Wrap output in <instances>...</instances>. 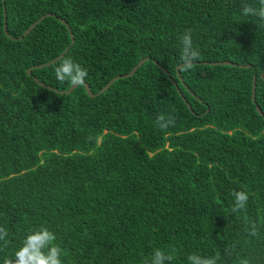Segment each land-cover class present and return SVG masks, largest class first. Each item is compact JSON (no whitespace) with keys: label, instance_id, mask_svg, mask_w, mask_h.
I'll use <instances>...</instances> for the list:
<instances>
[{"label":"trees","instance_id":"1","mask_svg":"<svg viewBox=\"0 0 264 264\" xmlns=\"http://www.w3.org/2000/svg\"><path fill=\"white\" fill-rule=\"evenodd\" d=\"M245 4L259 7L0 0V257L45 226L63 264H145L156 248L173 250L172 264L193 252L264 264V23ZM185 29L201 53L188 72L176 40ZM63 53L87 70L93 94L147 60L91 98L83 85L55 92L72 86L56 81L58 61L28 75ZM221 62L247 67L210 65ZM161 113L175 125L159 129ZM232 190L249 197L236 213Z\"/></svg>","mask_w":264,"mask_h":264},{"label":"clouds","instance_id":"2","mask_svg":"<svg viewBox=\"0 0 264 264\" xmlns=\"http://www.w3.org/2000/svg\"><path fill=\"white\" fill-rule=\"evenodd\" d=\"M259 7L250 4L243 6L242 14L254 16L264 23V0H258ZM176 40L180 49V70L183 72L192 71L196 67V62L200 60L201 53L194 45L190 29L180 32ZM54 77L60 84L68 83L79 87L85 83L87 70L76 63L70 55L61 58L53 69ZM175 125V118L164 113L156 117V126L165 130ZM232 197L231 211L233 213L245 209L248 202V194L244 191H230ZM249 235H256L255 226H252ZM9 232L4 226H0V252L5 251L9 246ZM55 234L47 227L41 226L29 232L21 245L12 251L11 255L0 257V264H63L62 248L55 242ZM230 251V250H229ZM174 259L173 250L165 251L160 248L153 250L151 257L145 264H172ZM220 259L219 253L213 256H204L193 252L187 255L186 264H217ZM239 264H249L247 259H243Z\"/></svg>","mask_w":264,"mask_h":264},{"label":"water","instance_id":"3","mask_svg":"<svg viewBox=\"0 0 264 264\" xmlns=\"http://www.w3.org/2000/svg\"><path fill=\"white\" fill-rule=\"evenodd\" d=\"M48 16H50V15H48ZM45 17H42L41 19H39L38 21H36L35 23H33L25 32H24V34H23V36L22 37H20L19 38V40H21L23 37H25V36H27L34 28H35V26L41 21V20H43ZM63 25H66L65 24V22L64 21H62V20H59ZM68 30L70 31V29L68 28ZM4 32H5V34L7 35V31H6V14H5V21H4ZM71 39L73 40V36L71 35ZM67 51V50H66ZM64 56V53L61 55V56H59V57H57L56 59H54V60H52V61H50V62H48V63H46V64H44V65H39V66H37V67H33V68H30V69H28L27 70V73H28V75H31V71H32V69H34V68H42V67H45V66H49V65H51V64H53V63H55V62H57V61H59L62 57ZM147 59H144V60H141L138 64H137V66L136 67H134V69L129 73V74H127V75H124V76H117L116 78H114V79H112L102 90H100L98 93H96V94H93L92 92H91V90H90V88H89V86L86 84V83H84L83 84V86H84V88H85V90H86V92H87V94H88V96L89 97H91V98H94L95 96H98V95H100L101 93H103L104 91H106L116 80H118V79H122V78H128V77H130V76H132V75H134V73L136 72V70L140 67V66H142L143 65V63L146 61ZM156 63V62H155ZM157 64V63H156ZM210 65H229V66H234V67H241V68H244V67H247V66H244V65H237V64H232V63H229V62H221V63H211ZM261 78L264 80V70L262 71V73H261ZM178 77H179V74H178ZM34 82H36L38 85H40L41 87H44V88H46V89H48V90H52L50 87H48V86H46L45 84H43V83H41L40 81H38L36 78H34ZM172 83L175 85V87H176V83L174 82V81H172ZM76 87L75 86H71L68 90H66V91H58V90H55V92L56 93H58V94H60V95H69V94H71L73 91H74V89H75ZM178 89V88H177ZM255 89H256V76H254L253 77V85H252V101H253V103H255ZM191 95L192 96H194L195 97V95L193 94V93H191ZM181 97H182V95H181ZM182 99H183V97H182ZM196 99H198L199 100V98H197L196 97ZM183 101L185 102V100L183 99ZM186 103V102H185ZM187 105V104H186ZM187 107L190 109V106H188L187 105ZM191 110V109H190ZM256 111L260 114V115H262V112L260 111V109L258 108V107H256ZM192 112V111H191Z\"/></svg>","mask_w":264,"mask_h":264}]
</instances>
